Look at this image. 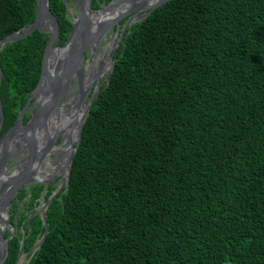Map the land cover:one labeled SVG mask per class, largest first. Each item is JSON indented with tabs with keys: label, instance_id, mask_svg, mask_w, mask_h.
Returning a JSON list of instances; mask_svg holds the SVG:
<instances>
[{
	"label": "trees",
	"instance_id": "16d2710c",
	"mask_svg": "<svg viewBox=\"0 0 264 264\" xmlns=\"http://www.w3.org/2000/svg\"><path fill=\"white\" fill-rule=\"evenodd\" d=\"M36 8L0 0V39ZM49 8L61 45L72 22L63 0ZM125 33L47 225L27 224L24 252L46 235L25 264H264V0H167ZM48 36L0 51V135L38 82ZM41 190L13 198L3 264Z\"/></svg>",
	"mask_w": 264,
	"mask_h": 264
},
{
	"label": "water",
	"instance_id": "95a60500",
	"mask_svg": "<svg viewBox=\"0 0 264 264\" xmlns=\"http://www.w3.org/2000/svg\"><path fill=\"white\" fill-rule=\"evenodd\" d=\"M63 1L67 8H71L66 0ZM132 1L133 4L130 6H127L124 2L123 4H125V8L118 14H115L103 22L98 21L93 24L95 19H92L91 14L98 10L102 11L111 7L113 1L104 7L93 8V0H75L76 15L71 19L72 27L68 33L66 41L62 45L55 46L54 42L58 37L59 30L58 20L49 8V0H37L34 19L30 23L0 39L1 51L7 43L19 40L36 29L49 35L43 51L38 82L30 92L25 105L18 112L15 122L0 135V264H3L7 258L9 252L8 242L14 235L16 229V226L10 221L9 217V209L12 199L21 187L25 184H31V182L34 181L27 169L21 172L17 169L10 172L6 166L7 156L22 145H32L37 132L40 129L45 130L47 128L48 122L51 121L50 116L57 113L55 110L58 107L63 110V112L65 109H72L69 117H75L76 131L74 138H69L67 134H64L63 136V141L69 143L68 146L70 151L65 161L66 172L61 187H64L67 184L73 157L81 140L83 123L102 85V74L100 73V68L102 66L101 61H99V64L96 67L95 77L97 78V81H95L94 77L89 81L84 77L85 66L88 65L90 68V63L92 61V57H90L86 65L83 64L84 51L87 47H91V55L97 57L95 50L98 41L102 35L107 33L110 26L114 27L113 36L110 38L112 40V46L108 53H106L110 65L105 74V79H107L113 68V55L119 46L124 32L126 31L125 35H127L133 23L146 17L153 9L167 0ZM136 3L137 6L134 7ZM122 19H125V22L120 27V21ZM2 74L0 67V83L2 80ZM91 88L92 92L85 103L84 110L79 112L80 106L83 101L85 102L86 95ZM65 96L66 101L56 107L57 103ZM28 107L31 110L33 107L35 109L31 113L28 121L24 122L23 119ZM56 115L55 120L60 116V112ZM3 120V111L0 101V129L3 125ZM53 120L54 119H52V121ZM37 141L39 142V137L37 138L36 136V144ZM2 169L6 174L1 172ZM44 190H46V185ZM59 191L60 189L57 192ZM54 193L56 194V192ZM55 194L48 196V198L42 202L41 208L30 213L26 218V226L23 231L15 264H23L24 257L29 254L32 256L33 252L38 249L44 240L46 230L41 238L32 246L30 252L23 251L26 236L25 231L30 218L35 214H39L42 217L43 224L47 225L45 211ZM5 230L9 231L7 237L4 236Z\"/></svg>",
	"mask_w": 264,
	"mask_h": 264
},
{
	"label": "flooded vegetation",
	"instance_id": "af4514ba",
	"mask_svg": "<svg viewBox=\"0 0 264 264\" xmlns=\"http://www.w3.org/2000/svg\"><path fill=\"white\" fill-rule=\"evenodd\" d=\"M66 1H67V3L69 1L75 3V0H66ZM114 2L118 3L117 8H121L122 6H124L125 5V4H123L124 2L127 4V6L128 5L130 6L133 4L132 0H119V1L114 0ZM135 6H137V3L134 5V7ZM67 10H68V8H67ZM110 12H109V14H110ZM125 19H124V22H125ZM123 24H121V21H120V27ZM106 35H107V33L102 35L100 40L98 41V43L96 45L97 48L95 50V54L97 55V57H95V55H93V56L91 55L92 54L91 47H87L86 50L84 51L83 64L86 65V63L88 62V59L90 57H92V61H91L90 65L94 62L96 64V66L93 70H91L88 65L85 66L86 69H85L84 77L87 78V81L91 80L93 77H94L95 81H97V78L95 77V75H96V67L99 64V61L102 62V66L100 68V73L102 74V76H101L102 83L105 79L106 71L110 67L108 59H107V54H106V53H108L107 52L108 47H106L105 44H106V42L107 43L110 42L111 39H109V40L106 39L107 38ZM55 46H57V45H55ZM73 92H74V90H73ZM91 92H92V88L88 91V93L86 95L85 102L84 101L82 102L80 109H79V112L84 110L85 103L87 102V99L90 96ZM65 101H66V96L63 97L57 103L56 107L60 106L61 103L65 102ZM34 109H35L34 107L32 108V110L29 107L26 109L25 117L27 119L25 122L28 121V119L30 118L31 113L34 111ZM71 111H72V109H69V110L65 109V111L63 112V110L59 109V107H58L55 110V112H57V113L60 112L61 113L60 116H62V118L59 116L57 118V120H58L57 123H55L54 120H55V117L57 116L56 115L57 113L55 115L50 116L51 121L48 122L47 128L45 130L40 129L36 134L37 138L39 137V142L37 141V144L35 142L36 141V136H35V140L33 141L32 145H30V146H29V144H26L25 146L22 145L20 148L19 147L16 148L15 151L11 152V154L9 156H7L6 166L10 172H12L16 169L19 172L27 169L30 172L31 178L34 179V181L31 182V184H25L21 188H25V190H29L30 187L34 184L42 185L41 195L38 198L39 203L34 206L32 212L40 209L42 206V202L48 198V197L44 198V195L48 191V188L52 187V191L50 192L49 196L51 194H55L54 192H56L54 197L59 192H61V190L63 189V187H61V186L63 183V177L65 176V171H66L65 161H66L68 153L70 151V148L68 146L69 143L63 141V136H64V134H67L69 136V138H74V134L76 131L75 118L70 123L68 118H67V122L65 120H63V115H65V114L69 115L71 113ZM52 119H54V120L52 121ZM68 123H70L69 126H68ZM60 162H62V164ZM35 168H36V170H35ZM1 172L6 174V172L3 169L1 170ZM35 174L38 175L37 177L39 179L35 178ZM45 185H46V190H44ZM59 189H60V191L57 192ZM19 190H18V192H19ZM28 195H30V194H28ZM20 205H22V204L20 203ZM13 219L15 220V217Z\"/></svg>",
	"mask_w": 264,
	"mask_h": 264
},
{
	"label": "bare ground",
	"instance_id": "6f19581e",
	"mask_svg": "<svg viewBox=\"0 0 264 264\" xmlns=\"http://www.w3.org/2000/svg\"><path fill=\"white\" fill-rule=\"evenodd\" d=\"M118 7V3H116V2H113L112 3V6L111 7H108V8H106V9H104V10H98V11H96V12H93L92 14H91V16H92V19L94 20L95 19V21H94V23L93 24H95L96 22H98V21H101V22H103V21H105V20H107V19H109V18H111L112 16H114L115 14H118L120 11H123L124 10V6H122L121 8H117ZM111 11V12H110ZM109 12H110V14H109ZM105 46L106 47H108L107 48V52L110 50V48H111V46H112V40L110 41V42H106V44H105ZM95 66H96V64H95V62L94 63H92L91 65H90V69L91 70H93L94 68H95ZM90 72V71H89ZM89 78V77H88ZM61 114V113H60ZM61 118H62V116H60ZM67 118L69 119V122L71 123L72 122V120L75 118V117H69V115L68 114H65V115H63V120H65L66 122H67ZM54 121H58V120H54ZM70 123H68V126L70 125ZM39 134V133H38ZM49 163V162H48ZM61 164H62V162H60ZM54 164V163H53ZM37 168V167H36ZM36 168H35V170H36ZM49 170V169H48ZM65 170V169H64ZM66 172V171H65ZM46 173V172H45ZM38 175L37 174H35V178L36 179H39L38 177H37Z\"/></svg>",
	"mask_w": 264,
	"mask_h": 264
},
{
	"label": "rangeland",
	"instance_id": "374dc122",
	"mask_svg": "<svg viewBox=\"0 0 264 264\" xmlns=\"http://www.w3.org/2000/svg\"><path fill=\"white\" fill-rule=\"evenodd\" d=\"M111 1H113L114 2V0H110L109 2H100L99 3V7H104V6H106L108 3H110ZM117 1H119V0H117ZM68 4L71 6V8H68V10H67V15L70 17V19H72L75 15H76V6H75V3H73V2H68ZM98 7V8H99ZM123 20V19H122ZM121 20V21H122ZM113 30H114V27L113 26H110L109 28H108V30H107V35H106V39H110L112 36H113ZM26 113V112H25ZM55 123H57V121H55ZM28 261V256H25L24 257V260H23V264H25L26 262Z\"/></svg>",
	"mask_w": 264,
	"mask_h": 264
}]
</instances>
